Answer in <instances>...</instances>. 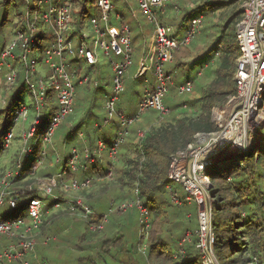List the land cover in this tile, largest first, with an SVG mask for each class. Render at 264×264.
<instances>
[{"label":"built area","instance_id":"obj_1","mask_svg":"<svg viewBox=\"0 0 264 264\" xmlns=\"http://www.w3.org/2000/svg\"><path fill=\"white\" fill-rule=\"evenodd\" d=\"M23 2L25 12L21 16L22 24L0 50L2 105L6 104L8 94L19 78L31 98L29 105L23 101L17 102L10 127L1 140L2 153L16 137L14 129L20 131L17 161L0 177V264H33V260L36 263L37 237L50 207L54 210L67 209L72 215L90 221V217L95 214L90 205L81 197L68 201L66 205V201L55 194V189L75 193L88 189L94 179L92 176L82 180L74 176L87 169L83 159L97 162L95 157L106 150L114 160L127 129L139 120L142 113L149 109L161 114L169 111L163 98L169 91V85H173V78L164 66L173 60L175 50L189 45L199 34L204 17L203 13L193 15L180 34L172 24L161 20L168 4H173L174 10L179 12V0H136L142 16L153 25L150 42L142 56L149 59L150 68L142 64L138 77L150 83L145 76L150 71L154 82L145 85L135 114L127 116L117 110L116 102L125 90L126 73L132 65V29L127 22L121 25L111 22V15L113 20H123L119 13L114 12L112 0H83L82 4H77L75 0ZM90 2L94 3L93 11H89ZM242 8L234 28L238 47L233 72L236 93L226 102L213 107L212 119L217 127L215 131L197 132L193 142L171 153L169 158V183L166 188L171 203L176 206L183 202L197 205V228L192 232L187 231L178 241L177 249L172 253L173 259L182 258L186 246L192 242L200 254V264H219L212 244V182L206 168L218 154L227 158L241 156L253 144L264 145V128L258 126L259 119H264V0H244ZM95 9L99 10V15L94 13ZM130 11L139 23L137 13ZM79 20H82V26H78L77 31L76 23ZM38 27L41 29L39 33ZM84 28L86 32L81 31ZM40 42L44 44L40 47L43 58L31 57L30 53L39 48ZM213 54L215 59L219 51L215 50ZM100 55L109 58L112 73L111 91L105 94L104 108L108 113L105 122L117 116V134L110 142L98 140L91 152L87 147L82 152L72 147L66 163L63 162V155L52 152L59 167L56 173L39 178L35 188L29 185L23 190L12 189L13 182L24 173L25 158L34 155L28 172L31 177L42 168L56 130L74 112L76 85H83L89 80L88 73H82L83 66L99 64ZM201 74L199 70L196 76ZM193 83L194 79L179 85L178 94L190 92ZM78 136L83 137L82 133ZM112 169L113 166L105 176L107 179L111 178ZM68 173L73 175L64 178ZM175 185L181 187L182 193L174 189ZM31 190H36L33 196L20 197ZM134 193L137 195V187ZM48 196H51V201L45 204L44 200ZM19 197L23 199L22 206H27L26 217L21 214L11 218L2 215L1 207L6 204L10 208H17ZM132 207L138 209L142 222L143 215L147 219L148 210L138 197L119 204L111 201L109 213H123ZM96 220L89 223L91 231L102 229L106 216ZM3 238H6L5 242ZM50 239L46 237L43 243L47 244ZM253 260L257 263L255 258Z\"/></svg>","mask_w":264,"mask_h":264},{"label":"rangeland","instance_id":"obj_2","mask_svg":"<svg viewBox=\"0 0 264 264\" xmlns=\"http://www.w3.org/2000/svg\"><path fill=\"white\" fill-rule=\"evenodd\" d=\"M180 1L178 6L182 7H180L179 12H176L174 8L173 10H167L165 12V14H167V17L170 18L173 16H177V18H180L186 12V8H188L189 6H195L197 4H200V1L202 4L204 0ZM243 1L244 0H241L238 5H225L223 7H219V9L215 10L211 14H204L202 24L203 26L199 34L196 35L193 40V43L188 45V49H183L184 54H182V56H186V61L188 63L186 64L185 70H180L181 73H178V75L179 80L182 81L187 75V71L188 75L194 78L197 71L199 70H201L203 74L200 78H197L195 80L194 87L190 92H186L179 95L176 94V92H169L165 99V104L171 109H174L176 105L182 102L196 99L201 93L202 88L211 80L213 75L212 71L215 68L211 62L212 54L210 52L202 54V51H204L205 48L210 45L214 37H217L222 33L224 29L223 25L227 17L230 15V12L232 10L243 9ZM22 2L23 0H9L7 3V0H0V46L4 40L8 41L13 37L16 27L19 26L18 22L20 19V15L25 12V4L24 2ZM114 4L116 8L114 9V12L120 14L124 13L125 21L113 20V16L111 15V22L115 25H121L122 22L128 23L129 21V24L133 26L136 20L131 15L130 8H128L126 4L132 6V10L136 12L138 10L136 0H114ZM89 5H91V7ZM89 5V11H93L94 3L90 2ZM5 10L7 11L6 18L4 16V12H6ZM137 17L139 19V22L142 23L141 27L142 30L145 32L144 35L147 41L152 36L153 25L148 22L146 18H144L140 14V12H138ZM173 21H176V19H173L170 23H172ZM40 31L41 29L40 27H38L37 33H39ZM81 31L86 32V29L84 28ZM136 34L137 36L138 34L140 35V33ZM139 39L140 46L143 45L145 48L146 44L141 39V36ZM38 45L39 48L31 52L30 56L40 59L43 58L40 47H43L44 44L40 42ZM142 54L143 53L141 52L140 47L139 52H135L134 49V52L132 54V65L129 67L128 72L126 73L125 90L119 96L116 102V107L118 105V108L122 110L126 115L135 114L138 108V103L142 96H139L141 94L140 91L146 84L151 85L154 82L152 73L150 71H147L145 73V76L148 77L150 83H145L143 77H138L142 69V64H144V66H147V68H150L149 59L147 57L146 59L142 58ZM88 67L90 69V81L88 84L76 85L74 112L73 114H71L72 116L69 115V117L71 116V119L69 121H66L64 125H62L56 130L55 136L53 137L51 142V146L48 149L49 153L46 154L44 164L41 166L42 168H39L38 171L33 174L32 177L30 173L24 172L22 174L23 176L20 179H16L13 182V185L11 187L12 189L23 190L29 185L32 186V188L34 186L36 187L37 180L46 176L42 175L44 172L49 173L50 171L52 174L56 173L59 167L58 164L55 163V155L52 152H58L63 149L64 152H68L73 146H84V141L87 137V134L90 133L91 135H94L93 132L95 131L91 129L94 124L99 125L97 133H105L107 138L112 139L116 134L118 117L114 115L111 117L109 122H104V119L108 117V113L104 108L105 94L106 92L111 91L110 77L112 73L109 65V58L100 55L99 64L95 65L94 69H92V67L90 68V66ZM87 69V65H85L82 68V73H84L83 70L87 71ZM1 96L2 93H0V97ZM20 99L26 105H29L31 102V98L27 92L22 93ZM2 108L3 105L0 101V109ZM169 111L166 114L155 113L152 116L149 115H151L153 111H147L140 115L139 120H136L132 125L129 126V128L127 129V133L124 136V141L120 145L121 149L122 147L123 149L122 152L119 153L116 172L112 169V175L114 176V180L117 181L118 179V181L120 180L121 182H118L119 184H114L110 182V179L106 180V177L100 181L102 185H106L105 183L106 181H108V183H110L108 187V192L111 188H114L115 194L110 195V199L106 200L105 198L104 200H102L101 204L96 208L97 210H101L102 212L107 213L108 204L109 202L113 201L112 198L117 200L129 201V199L133 196L132 191L134 185L132 181L130 182L128 180L127 175L122 174V160L125 163L127 162V167H129V165H132V162L129 165L128 162L133 161L135 158V149L137 146L136 144L140 141L142 137L141 134H144L145 131L148 130L150 127L156 126L159 123L173 121L174 116L176 115H174L173 112L171 113ZM68 122L69 125L72 126H76L79 123H82V125L80 126L77 133L72 136V138L64 142L63 140H61V138L65 137V134L68 133V131L71 129V127L67 126ZM28 124L29 120L27 121L26 126H28ZM258 126L264 128V119H259ZM80 132L82 133L83 138L78 136ZM14 133L16 137L13 138L10 143V146L4 152L0 153V171L13 167L14 162L17 161V154L20 144V131L18 129H14ZM255 146H257V143L253 144V146H251L245 154L254 152L257 149ZM244 155H233L227 158L218 154V156L215 157L207 167L229 166L232 163H238L239 161H241V158ZM102 156L104 159L109 157L108 154H103ZM221 171V174H227V176L230 177L234 176L232 175V170H230L228 167H224ZM260 171L264 170L262 166L257 165L254 172H248V180H252V178L254 179V177H256L257 179L258 172ZM81 172L83 171L75 173V176H78ZM208 175L211 177L210 172H208ZM221 181L222 176L216 179V183L218 184L222 183ZM263 185L264 180L261 181V186ZM118 187L123 188L122 191L125 193L123 197H120V194H118V191H116ZM58 189L61 192L60 194L63 197L62 200L64 201H68V199L73 197V195L75 194L74 191L64 192L62 189ZM212 189L213 183L210 188V194L212 208L214 211V200L216 197L215 194L212 192ZM95 190H98L101 193L102 191L105 192L103 186H97ZM57 191L58 190L54 191L55 194H57ZM79 194L81 196H84L83 193ZM79 194L77 193V195ZM84 198H86V194ZM162 200L165 201L164 204H162L161 201H157L153 204H147L151 207L152 214H150V212L148 211L147 219H145V215H143L144 220L142 234V218L140 213L136 210V207L128 209L125 213L123 212L124 215L119 217V219H117V216L110 213L106 230L96 235H90L89 233H87L84 223L74 220L76 218L73 219L72 216L74 215H71L72 218H59L57 217L59 216L58 214H63L64 210H62L60 213V211L58 210H54L51 207L49 208V206H45V208H49L47 215L48 218H52L53 224H50L51 221L47 222L46 225L48 226L44 227L46 231L44 232V234H40V236H38L37 244L35 246L37 258L40 262L44 264H148L147 256L141 254V252L143 250H146V248L149 246L148 235L150 237L151 234V237L155 238L154 240L159 242V240L156 239V237H158L157 235L162 236L165 231H168L169 236H167V238L163 241L170 242V238H174L175 240L179 241L187 231L192 232L197 228V205L195 203L189 204L187 206L183 205L179 207L180 209H175L172 206H169L170 197L168 193H165V196L162 198ZM50 201L51 196H48L44 200V203L48 204L50 203ZM1 213L2 215H6L9 218L17 216L19 214L26 217L27 206L24 205L22 207L18 206L17 208H10L8 205L5 204L1 207ZM120 213L121 212L115 214ZM150 217H152V222ZM147 232L148 235L146 234ZM50 235L54 236V238L51 239L47 244H44L43 241L47 236ZM2 240L5 242L6 238H3ZM100 240H102L103 243L107 242V246L103 251L97 248V243ZM172 244L173 243H171V245ZM162 249L166 250L165 248ZM163 258L164 257L162 254V258L159 262L161 264H163L164 262L167 263V261H164ZM151 264H153V262H151ZM155 264L159 263L156 261ZM248 264L260 263H255V261L253 260V262H249Z\"/></svg>","mask_w":264,"mask_h":264},{"label":"trees","instance_id":"obj_3","mask_svg":"<svg viewBox=\"0 0 264 264\" xmlns=\"http://www.w3.org/2000/svg\"><path fill=\"white\" fill-rule=\"evenodd\" d=\"M8 1L9 0H7V3ZM75 1L77 4L78 3L82 4L83 0H75ZM240 2L241 0H227V1L204 0L202 4L200 1V4L192 6L191 8L189 7L186 8V12L180 18H177V16L176 17L173 16L175 18L173 17L169 18L166 16L167 14H163L161 15V20L164 23L172 24L177 30H181L187 24L188 20L197 13L211 14L215 10L219 9V7H223L225 5H231V4L238 5ZM126 6H128V4H126ZM180 7L182 6H179V9ZM167 10H173V4H168L166 11ZM94 13L99 15V10L95 9ZM6 14L7 11L4 12L5 18H6ZM21 16L22 14L20 15V19L18 22L19 26H17L16 29L19 28L22 24ZM240 16H241V10H232L223 25L224 29L222 33L219 36L214 37L210 45H208L205 48V50L202 51V54L208 52L212 54L211 62L215 68L212 71L213 75L211 80L202 88L201 93L196 99L182 102L176 105L174 109H171L169 106L165 104V99L169 94V92H176V94H178L177 88L179 85H181L187 80H192V79H194L195 82V80L197 78H200L203 74L202 73L201 76L199 77L195 75L194 78L188 75V71H187V75L185 76V78L182 81L179 80L178 73H181L180 70L184 71L186 64L188 63L186 61V56L184 55L182 56V54H184L185 48H187L188 45L175 50L173 55V60L169 63H166L164 66L165 71L167 73H170L173 78V85H169V91L163 98L164 100L163 102L169 108L170 110L169 112L171 113L173 112L174 115L176 116H174L173 121L159 123L158 125L150 127L148 130L145 131L140 141L136 144L137 146L135 149L136 154L134 160L128 162V165L131 162L132 165H129V167H127V162L125 163L122 160L123 162L122 174L127 175L128 180L130 182L132 181L134 185L132 191L133 196L129 199V201L134 200L135 198L138 197L141 204L147 208L150 214H152V211H151V207L147 205L148 203L153 204L157 201H161L162 204H164L165 201L162 200V198L165 196V193H168L170 197L166 185L169 183V179L167 177V167L171 153L179 149H183L189 143L193 142L194 135L197 132L215 131L217 127L214 123V120L212 119L213 107H215L218 103L225 102L229 97L233 96L236 93L235 82L233 80V72H234L235 58L238 54V47L235 41L234 28H235V23L238 21ZM122 17L123 20L125 21L124 13ZM167 18L168 20H166ZM173 19H176V21L170 23ZM76 26H77L76 29L78 31V26H82V20H79L76 23ZM140 35L142 36L144 34L140 32ZM193 40L191 41V43H193ZM6 42L7 41L5 40L2 42L0 46V50L3 48ZM215 50L219 51V55L217 58L214 59L213 53ZM133 52H134V46H133ZM88 66H90V68L92 67V69L95 68L94 67L95 65H88ZM88 66L87 68L89 69ZM88 69L87 71L83 70L84 74L88 73L89 75L90 69L89 70ZM89 81L90 79L85 84H88ZM144 87L141 90L140 96L143 94ZM193 87H194V83H193ZM24 92H27V90L21 84L19 78L17 85L14 86L10 94H8L6 104L3 106L2 109H0V148H1L2 137L5 131L10 127L14 107L17 104V102L21 101L20 96ZM117 110L122 111L118 108V105H117ZM147 111H153L152 114L149 116H152L155 113H159L157 110L154 109H149ZM71 116L70 117L68 116L60 124L59 127L64 125L66 121H69L71 119ZM81 125L82 123H79L76 126H72L69 125L68 122L67 126L71 127V129L68 131V133L65 134V137L61 138V140H63L64 142L68 141L70 138H72V136H74L77 133ZM98 127H99L98 124H94V126L91 128L93 131H95V132L92 131L94 135H91L90 133L87 134V137L85 138L84 141V146L82 145L81 147H77V146H73V147H77L81 152L84 150V148L87 147L91 152L93 149L96 148V144L98 140L110 142V140H112L113 138L112 139L107 138L105 133L103 134L97 133ZM117 131H118V124L116 127V134ZM120 149L121 147L119 146L117 155L114 160H112L109 157H107L106 159L103 158L102 155L107 154L106 150L101 152L100 154L101 156L99 155L95 157L97 162H90L89 160L83 159V163H87V169L81 172L78 176H75V174L74 176L77 179H81V180L84 179L85 177H91V176L94 179L91 182L90 187L88 189H84L77 192L78 194L83 193L84 196H81L80 194L77 195V193H75L73 197L68 199V201H74L76 197H81L85 203L91 206V203L88 200L86 193H90V191L94 190L97 186H103L105 192L102 191V193L106 195V200L110 199L111 198L110 195L115 194L114 188H111L110 191L108 192V187L110 183L106 181L105 183L106 185H102L100 181L103 178H105L108 170H110L112 166H113V171L116 172L119 153L122 152L123 147L121 151ZM58 152L61 155H63L64 158L63 162L66 163L67 158L69 157L70 154V150L68 152H64L63 149ZM33 160H34V155L30 156L27 159L25 158V166L23 167L22 171H24L25 173L29 172L32 167ZM257 165L262 166L264 170V145L258 146L253 154L247 153L244 156H242L241 161H239L238 163H232L229 166H224L232 170L233 172L232 175H234V176L231 175L232 177L227 176V174H221L222 173L221 170L224 167L209 166L206 169L207 173L208 172L211 173V180L213 183L212 192L215 194L216 197L214 200L215 210L214 211L212 210V232H213L212 244H213V251L215 253L216 259L219 264H248L249 262H253L254 258L260 264H264L263 261L264 260V185L261 186V181L264 180V171L258 172L257 179L256 177H254V179L252 178V180H248V172L249 171L254 172ZM5 170L0 171V177H2ZM112 174H111L110 182L114 184L121 182L120 180L118 181V179L117 181H115L114 176ZM42 175L50 176L53 174L49 171V173L44 172ZM69 175L71 176L73 174L68 173V175L64 176V178H68ZM22 176L23 175L21 174L17 179H20ZM221 176H222V181H221L222 183L219 184L216 183V179H218ZM121 187H118L116 191H118L120 197H123L125 193L122 191L123 188ZM135 187H137L138 189L137 195L134 193ZM174 189H176L179 193H182V189L180 186L175 185ZM55 190H58L57 195H59V197L63 199L59 189L56 188ZM34 194L35 191L32 190L26 191L20 197L33 196ZM85 194H86V198H84ZM20 197L18 200L19 201L18 206L22 207L23 199H20ZM112 200L116 204H119L121 202H129L127 200H117L114 198H112ZM68 201H66V205ZM169 202H170L169 206H172L175 209L176 208L180 209L179 207L183 205L186 206L189 205L188 203L183 202L181 205L176 206L171 203V200ZM110 203L111 202H109L108 204L107 213L98 212L96 209H94V207L91 206L95 214L92 217H90V221L75 215L72 217L73 219L76 218L74 220L84 223L87 233H89L90 235H96L98 233L105 231L107 228V223L109 221L108 217L110 214L109 213ZM62 210H64L63 214L61 213ZM127 210L125 212H127ZM136 210L138 211L137 208ZM58 211H60L61 214H58L59 216L57 217L72 218L71 217L72 214L67 209H59ZM124 213L122 214L120 213L121 215L115 213L112 214L117 216V219H119V217L124 215ZM103 215L106 216V220L103 221V228L100 229L99 231L98 230L91 231L89 229V223L95 221L96 218L101 219ZM151 218L152 217H150V219ZM49 221H51L50 224L52 225L53 224L52 218H48L47 216L46 219H44V223L41 225V231L38 236H40V234H44V232L46 231L44 227L48 226L46 224ZM152 221L153 220L151 219V222ZM142 229H143V222L141 221V234H142ZM157 236L158 237H156V239H158L159 242L155 241L154 240L155 238L151 237V234L150 237L148 235L149 246L146 248V250H143L141 252V254L147 256L148 264H151V262L155 264L156 261L159 264H161L159 261L162 258V254L164 257L163 258L164 261H167V263L164 262L163 264H200V254L198 250L194 247V244L192 242L186 246V252L182 258L173 259L172 253L175 249H177L178 240H175L174 238H170V242L163 241L167 238V236H169L168 231H165L162 236L161 235H157ZM47 237L53 239V236L51 235ZM171 243L173 244L171 245ZM97 244H98L97 248H99L102 251L107 246V242L103 243L102 240L98 241ZM162 248H165L166 250H163ZM38 263L42 264V262H40L38 258L36 259V263L35 260H33V264H38Z\"/></svg>","mask_w":264,"mask_h":264},{"label":"crops","instance_id":"obj_4","mask_svg":"<svg viewBox=\"0 0 264 264\" xmlns=\"http://www.w3.org/2000/svg\"><path fill=\"white\" fill-rule=\"evenodd\" d=\"M112 2H113V5H114V9H116L115 8V4H114V0H112ZM186 5H188V4H186ZM128 6H129V4H128ZM132 6H129V8H130V10H132V8H131ZM192 6H189V8H191ZM138 12H140L139 10H137L136 11V13L138 14ZM120 14V13H119ZM140 14H141V12H140ZM121 16L123 15V13L122 14H120ZM125 15V14H124ZM132 15V14H131ZM166 20H168V18L166 19ZM130 23V22H129ZM141 24L142 23H136L135 22V24L133 25V26H131V28H132V45L134 46V49H135V52H139V47H140V50H141V52L144 54V52H145V50H146V47H147V45H148V43L150 42V39H148L147 41H146V39H145V35H139L138 34V36H137V34L136 33H140V32H142L143 34L145 33L143 30H142V27H141ZM183 29L184 28H182L181 30H177L180 34H182V32H183ZM140 36H141V39L143 40V42L146 44V47L144 48V46L143 45H141L140 46ZM143 54H142V56H143ZM140 55V54H139ZM141 57V56H140ZM143 89V88H142ZM141 92V91H140ZM140 94V93H139ZM140 96V95H139ZM98 190H92V191H90V193H86L87 194V198H88V200L90 201V203H91V206L92 207H94V209H96L100 204H101V201L102 200H104L105 198H106V195L105 194H103V193H101V192H97ZM97 210V209H96ZM98 212H102L101 210H97Z\"/></svg>","mask_w":264,"mask_h":264},{"label":"water","instance_id":"obj_5","mask_svg":"<svg viewBox=\"0 0 264 264\" xmlns=\"http://www.w3.org/2000/svg\"><path fill=\"white\" fill-rule=\"evenodd\" d=\"M241 12H242V10H241ZM259 143H261V142H259ZM259 146V144H257V146H255L256 148ZM254 152H251V154H253Z\"/></svg>","mask_w":264,"mask_h":264}]
</instances>
